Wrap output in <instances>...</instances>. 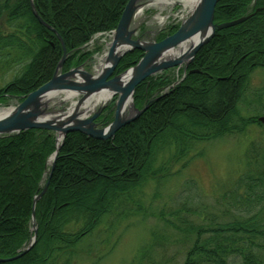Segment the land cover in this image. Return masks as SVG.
Here are the masks:
<instances>
[{
  "label": "trees",
  "instance_id": "obj_1",
  "mask_svg": "<svg viewBox=\"0 0 264 264\" xmlns=\"http://www.w3.org/2000/svg\"><path fill=\"white\" fill-rule=\"evenodd\" d=\"M128 1L32 0L52 32L36 20L30 0H0V74L1 79L11 76L0 86V106L21 102L51 80L63 54L57 36L68 55L62 72L86 62L90 54L82 48L91 37L115 30ZM214 11L215 24L250 18L215 31L178 84L172 86L174 79L166 74L139 84L134 106L146 109L113 139L69 133L50 172L46 165L56 150L53 132L28 130L0 137V259L28 247L33 212L37 228L36 243L26 254L0 264H71L79 243L103 218L129 216L132 207L139 213L142 189L160 186L172 175L164 165L154 170L162 149H173L181 160L191 145L241 134L253 125L264 128L258 117L238 115L251 71L264 68V0H219ZM177 28L165 29L156 40ZM142 57L137 50L126 54L114 75ZM107 110L97 121L100 125L112 120ZM253 159L254 166L259 164ZM259 161L256 171L248 168L228 194L231 212L200 217L197 223L192 220L197 214L182 204L174 222L165 221L187 246L181 264H264V191L256 192L264 188V151ZM43 187L47 189L34 205Z\"/></svg>",
  "mask_w": 264,
  "mask_h": 264
},
{
  "label": "rangeland",
  "instance_id": "obj_2",
  "mask_svg": "<svg viewBox=\"0 0 264 264\" xmlns=\"http://www.w3.org/2000/svg\"><path fill=\"white\" fill-rule=\"evenodd\" d=\"M153 1L140 0L137 3L140 8L133 21V40L155 43L165 29L181 25L190 14L179 0H169L172 4L166 6L155 5ZM107 34L91 37L88 45L82 48L90 57L76 69L79 68L91 76L98 74L96 71L104 64L103 56L106 55L111 41ZM183 66L167 70L162 75L166 74L174 79L172 82L176 85L185 76L186 70ZM251 72L246 98L238 106V115L241 118L261 117L264 114V107L261 105L264 98V68ZM1 77L0 74V86L11 79L8 74L3 79ZM163 92L165 91L161 94ZM259 97L260 100H257ZM78 99L65 100V95H59L49 101L48 113L66 112ZM115 99L107 107L112 118ZM14 104L0 106V111L15 107ZM109 124L110 122L98 125L105 128ZM190 149L189 154L181 160H176L173 149H162L157 156L154 170L164 165L172 175L160 186L152 183L142 189L143 201L139 213L136 207H132L133 211L129 216L115 218L113 215L103 218L91 236L85 237L79 243L78 255L71 264H181L187 246L179 242L180 236L165 221L174 222L173 214L180 210L182 204H187L188 209L197 214L191 217L197 223L201 220L200 217L210 218L231 212L228 194L237 179L244 177L248 168H253L255 172V166L260 165V155L264 151V128L253 125L244 133L222 137L213 142L197 143L191 145ZM251 157L256 158L259 164L254 166ZM186 162V166L182 168ZM248 163L252 166L247 167ZM50 165L47 162L46 166L50 168ZM261 190L264 191V188H259L256 192ZM263 204L264 202L262 206Z\"/></svg>",
  "mask_w": 264,
  "mask_h": 264
},
{
  "label": "water",
  "instance_id": "obj_3",
  "mask_svg": "<svg viewBox=\"0 0 264 264\" xmlns=\"http://www.w3.org/2000/svg\"><path fill=\"white\" fill-rule=\"evenodd\" d=\"M139 1L129 0L125 4L126 6L118 25H116L114 36H112L113 39L105 57L107 65L96 76H91L79 68L62 73L61 70L68 55L64 42L57 36L61 42L63 54L53 77L37 90L22 97L21 103L16 104L15 107L0 111V137L12 136L28 130L53 132L56 135V150L48 161L51 163L50 172H52L58 157L57 154L62 146L61 144H63L69 133H80L95 140L107 141L108 139H113L118 130L135 121L146 109L145 107L138 110L133 104L135 89L139 84L151 76L167 72V70L179 69L182 65L186 68L198 51L214 37L215 31L237 26L250 18V15H247L238 20L215 24L214 10L219 0H198L197 5L192 11H189V16L181 22L174 34L159 42L146 43L132 39L135 33L133 21L138 8H140L137 4ZM30 6L36 20L54 32L39 19L40 17L34 10L32 0H30ZM134 50L142 52L143 57L135 66L114 76L116 67L122 57ZM170 53L172 58L166 59L167 54ZM126 79L127 81L124 83ZM104 91L111 93L112 99H117H115L111 123L105 128H100L95 121L106 109L107 103L98 106L89 116H86V113H88V108L95 96L104 93ZM62 94L65 95V100L79 99L73 102L66 112L48 113L49 100ZM127 101L130 103V110L133 115L126 117L122 116L121 109H123ZM257 121L264 127V114ZM43 188V191L33 198L34 205L47 189V187ZM33 219L34 212L31 219L34 235L28 247L8 260L0 259V263L17 260L34 246L37 238V228Z\"/></svg>",
  "mask_w": 264,
  "mask_h": 264
},
{
  "label": "bare ground",
  "instance_id": "obj_4",
  "mask_svg": "<svg viewBox=\"0 0 264 264\" xmlns=\"http://www.w3.org/2000/svg\"><path fill=\"white\" fill-rule=\"evenodd\" d=\"M185 9H187L188 11H192L193 8L197 5V3L199 2L198 0H179L178 1ZM153 3L155 5H162V6H166V5H169V4H172V2H169V0H154ZM105 56H103V59H104ZM172 58V55L171 53L170 54H167L166 56V59H171ZM103 61V60H102ZM106 61V60H105ZM101 65V64H100ZM99 65V66H100ZM107 65L106 62H104V64H102L100 66V68L96 71V72H100L102 70V68ZM100 70V71H99ZM127 81L124 80V83ZM53 99H50L49 101H52ZM112 101V98H111V93L109 92H105L104 93H101L97 96H95L92 104L89 106L88 108V113H86V116H89L92 112L95 111V109L98 107V106H101L103 104H106V103H109ZM131 107H130V103L127 101L125 103V105L123 106V109L122 110V116H128V115H133V112L130 110ZM84 112V111H83ZM68 114H70L69 112H67ZM59 137V136H58Z\"/></svg>",
  "mask_w": 264,
  "mask_h": 264
},
{
  "label": "flooded vegetation",
  "instance_id": "obj_5",
  "mask_svg": "<svg viewBox=\"0 0 264 264\" xmlns=\"http://www.w3.org/2000/svg\"><path fill=\"white\" fill-rule=\"evenodd\" d=\"M194 59V58H193ZM193 61V60H192ZM192 61L189 63V64H187V67H188V65H190L191 63H192Z\"/></svg>",
  "mask_w": 264,
  "mask_h": 264
}]
</instances>
